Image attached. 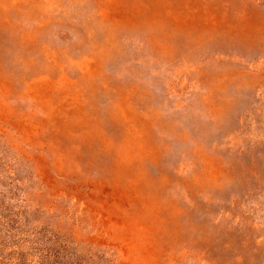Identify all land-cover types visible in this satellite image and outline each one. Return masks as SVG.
<instances>
[{
	"label": "rangeland",
	"instance_id": "obj_1",
	"mask_svg": "<svg viewBox=\"0 0 264 264\" xmlns=\"http://www.w3.org/2000/svg\"><path fill=\"white\" fill-rule=\"evenodd\" d=\"M0 264H264V0H0Z\"/></svg>",
	"mask_w": 264,
	"mask_h": 264
}]
</instances>
